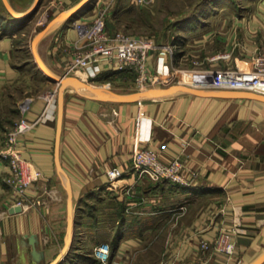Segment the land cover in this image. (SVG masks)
Instances as JSON below:
<instances>
[{
  "label": "crops",
  "instance_id": "crops-1",
  "mask_svg": "<svg viewBox=\"0 0 264 264\" xmlns=\"http://www.w3.org/2000/svg\"><path fill=\"white\" fill-rule=\"evenodd\" d=\"M42 1H48L55 17L39 32L45 31L33 52L34 72H41L37 78L44 86L34 96L18 86L27 63H19L16 56L17 27L3 18L0 24V141L20 113L30 121L43 115L21 141L22 156L31 163L30 175L34 178L35 170L43 174L21 212L10 213L16 208L10 174L0 161V264H101L93 255L100 243L110 245L107 264H145L139 260L149 258L148 264H252L259 259L264 254V103L181 94L117 104L87 99L68 89L59 124L57 90L47 89L51 81L36 58L57 77L74 76L111 90L130 85L134 75L103 67L98 75L68 73L69 63L84 47L73 22L91 19L97 5L109 8V0H91L67 20L60 19L62 14L84 0ZM127 3L137 6L133 0ZM251 12L225 19L219 31L215 28L190 48L182 47L192 41L156 44L163 49L150 55V75L163 74L170 61L178 70L246 66V52L264 49V7ZM226 53L229 58L214 60ZM136 148H156L165 161L180 160L196 173L191 185L151 181L130 171V155ZM104 164L117 167L124 177L109 184ZM67 183L73 197V231L65 248ZM65 213L67 231L62 238ZM235 224L242 232L229 260L211 246L221 231Z\"/></svg>",
  "mask_w": 264,
  "mask_h": 264
},
{
  "label": "built area",
  "instance_id": "built-area-1",
  "mask_svg": "<svg viewBox=\"0 0 264 264\" xmlns=\"http://www.w3.org/2000/svg\"><path fill=\"white\" fill-rule=\"evenodd\" d=\"M152 1L133 0L137 6H147ZM108 12V8L104 5H97L91 19L80 18L73 22L77 38L84 42V47L69 63L68 73L93 72L94 75H98L103 67L107 71H129L134 75L136 88L140 90L154 88L157 84L167 87L177 83L199 89L244 90L264 96V49L246 52L245 57L248 59L246 66L235 65L212 70H178L170 61L163 74L152 76L149 73L150 55L162 47L156 45L150 37L130 36L121 31L111 32L107 24ZM229 57L228 53L220 54L214 60ZM42 118L43 115L35 121H30L23 116L11 130L7 131L4 140L0 141V161L6 165L10 174L8 183L12 190L13 207L26 208L30 190L35 182L43 177L39 170L34 171V178L30 175L31 163L23 158L21 145V141ZM129 162L130 171L138 173L139 177L145 176L151 181H169L175 185L189 186L196 176L195 172L188 171L178 159L165 161L156 148L134 149ZM103 174L109 184H113L125 175L117 167L108 164H104ZM41 204V201L37 202V205ZM185 210V206L180 207L181 213ZM241 232L239 224H235L229 230L221 231L212 242L211 249L230 260L236 248L235 238L240 236ZM201 246L203 249H209L205 243ZM110 250L108 243H100L94 248L93 255L101 264H107Z\"/></svg>",
  "mask_w": 264,
  "mask_h": 264
},
{
  "label": "rangeland",
  "instance_id": "rangeland-1",
  "mask_svg": "<svg viewBox=\"0 0 264 264\" xmlns=\"http://www.w3.org/2000/svg\"><path fill=\"white\" fill-rule=\"evenodd\" d=\"M6 1L15 12L20 14L27 12L36 2V0ZM109 1V8L106 5L104 6L107 7L109 11L107 13V23L111 32L121 31L127 35L130 34V36L150 37L156 44L162 46L169 41H178L180 44H183L182 41H192L189 47H182L183 49L192 47V45L196 44L194 41H204L203 37L213 32L215 28H217L216 31H219L220 25L226 21L225 19L230 20L234 17L241 18V16H245L252 10L254 11L259 5L264 7V0H153L152 3L147 6L136 7L129 5L127 0ZM49 6L48 1H41L38 11L35 14L26 19L18 20L11 16L4 1L0 0V24L2 18L15 23V27H17L15 31V41L18 49L16 51V56L19 58V63L23 61L27 63L25 64L27 71L18 86L20 90L28 88L30 90V95L36 94L44 89L41 81L37 78L41 72L38 71V74L34 72L36 68H34L35 58L33 52L36 50L32 47V41H34L39 32L48 27V24L55 17L52 16L50 10L52 7L49 8ZM188 59L191 62L192 58ZM174 84L177 83L171 85ZM46 86L47 89L52 90V92L57 90L56 97H58L59 86L55 83L53 85L51 82L50 84L46 83ZM97 86L101 87L102 85ZM159 87H162V85H159ZM163 87L165 86L163 85ZM109 88L120 93L140 90L136 88L134 78L130 85L111 86ZM14 94L16 97L19 96L18 92H14ZM30 95H27V97ZM25 106L26 105H24V107ZM22 117L20 113L16 118L20 120ZM18 120L13 122L10 129L14 127ZM63 210L66 211V206H63ZM64 217L65 219L61 223V230H63L61 231L62 238L67 231L66 213ZM143 258H145V256L142 255L141 259ZM148 260H150V258L139 261L148 264Z\"/></svg>",
  "mask_w": 264,
  "mask_h": 264
},
{
  "label": "water",
  "instance_id": "water-1",
  "mask_svg": "<svg viewBox=\"0 0 264 264\" xmlns=\"http://www.w3.org/2000/svg\"><path fill=\"white\" fill-rule=\"evenodd\" d=\"M5 6L7 7L9 13H11V16L15 19L22 20L26 19L33 14H35L38 11V7L40 5V2L42 0H36L34 5L25 13L20 14L14 11V9L10 6V4L3 0ZM91 0H84L81 3H79L77 6L72 8L71 10L63 13L60 19H69L70 17L78 14ZM45 31L40 33L35 39H34V48L39 41V39L44 35ZM36 52V51H35ZM37 65L41 69V71L48 77V79L58 84V116H59V124L62 119L63 115V105H64V95L65 92L68 89H72L75 92L78 93V95H81L82 97H85L87 99H92L100 102H108V103H117V104H131V103H138L143 101H150V100H156L161 98H167L171 96H178L181 94L190 95V96H196L201 98H221V99H248L253 101H259L264 103V96L260 94H256L253 92H246V91H215L211 89H199L188 85H181V84H175L167 87H158V88H148L144 90H138L133 92H127V93H120L113 91L111 89L105 88V87H94L91 86L89 83L83 82L81 79L76 78L74 76L69 77H57L51 72H46L43 69L42 61L38 58H36ZM59 167V170L63 173L62 169ZM67 193H68V225H67V233L65 237V248L69 245L70 239H71V231L72 230V198L71 197V190L69 187V184H66ZM22 208L16 207L14 209L10 210V213L14 212H21ZM65 250V249H64ZM63 250V251H64ZM264 262V254L257 259L252 264H261Z\"/></svg>",
  "mask_w": 264,
  "mask_h": 264
},
{
  "label": "bare ground",
  "instance_id": "bare-ground-1",
  "mask_svg": "<svg viewBox=\"0 0 264 264\" xmlns=\"http://www.w3.org/2000/svg\"><path fill=\"white\" fill-rule=\"evenodd\" d=\"M44 66V65H43ZM43 69L46 71V72H50L45 66L43 67Z\"/></svg>",
  "mask_w": 264,
  "mask_h": 264
},
{
  "label": "trees",
  "instance_id": "trees-1",
  "mask_svg": "<svg viewBox=\"0 0 264 264\" xmlns=\"http://www.w3.org/2000/svg\"><path fill=\"white\" fill-rule=\"evenodd\" d=\"M108 24V23H107Z\"/></svg>",
  "mask_w": 264,
  "mask_h": 264
}]
</instances>
